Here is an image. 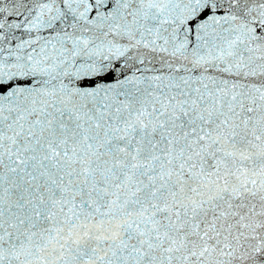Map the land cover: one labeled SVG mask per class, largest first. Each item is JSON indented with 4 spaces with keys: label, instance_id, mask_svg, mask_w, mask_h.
I'll return each instance as SVG.
<instances>
[{
    "label": "snow or ice",
    "instance_id": "1",
    "mask_svg": "<svg viewBox=\"0 0 264 264\" xmlns=\"http://www.w3.org/2000/svg\"><path fill=\"white\" fill-rule=\"evenodd\" d=\"M0 264H264V0H0Z\"/></svg>",
    "mask_w": 264,
    "mask_h": 264
}]
</instances>
